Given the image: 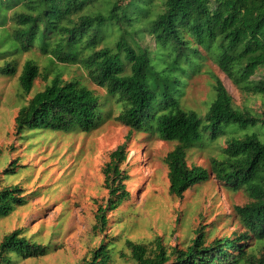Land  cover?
I'll list each match as a JSON object with an SVG mask.
<instances>
[{
    "label": "trees",
    "instance_id": "obj_1",
    "mask_svg": "<svg viewBox=\"0 0 264 264\" xmlns=\"http://www.w3.org/2000/svg\"><path fill=\"white\" fill-rule=\"evenodd\" d=\"M35 52L38 57H27L21 67L20 94H29L38 77L44 84L21 104L18 134L90 132L110 118L130 133L149 131L175 143L163 161L169 194L179 198L209 178L207 169L187 165L188 152L214 145L215 179L248 197L233 206L239 228L229 235L207 241L214 228L200 226L185 248L169 250L127 240L133 264H264L258 256L264 245V111L239 108L216 76L203 115L180 102L207 57L238 89L264 93V82L251 79L264 68V0H0V74L13 76L18 56ZM69 69L73 75L64 78ZM125 146L111 151L102 169L109 189L97 213L102 227L105 211L126 198ZM15 166L4 169L5 176ZM21 192L18 184L0 185V219L25 204ZM48 247L16 229L0 242V264L45 255ZM112 248L101 241L78 264H112Z\"/></svg>",
    "mask_w": 264,
    "mask_h": 264
},
{
    "label": "rangeland",
    "instance_id": "obj_2",
    "mask_svg": "<svg viewBox=\"0 0 264 264\" xmlns=\"http://www.w3.org/2000/svg\"><path fill=\"white\" fill-rule=\"evenodd\" d=\"M145 42L153 45L149 37ZM27 57L37 58L38 54H21L13 76L0 74V185L18 184L20 195L26 200L0 219V242L10 232L22 229L27 238L47 244L49 251L42 256L18 259L15 264H78L89 258L101 241L113 243L112 264H133L127 240L144 243L149 250L157 244L166 250L175 246L181 249L200 226L205 232L214 228L207 241L239 228L233 206L243 205L248 197L242 190L229 191L215 179L210 169L212 158H218L214 145L188 152L187 165L207 169L209 178L190 187L179 198L169 194L167 166L163 161L175 143L160 140L149 131L130 133L126 125L110 118L90 132L35 129L18 134L14 119L21 104L44 84L38 77L29 94H20L18 77ZM74 71L69 69L64 78ZM214 76L221 80L239 108L264 111V93L238 89L209 57L186 82L181 104L203 115L212 95ZM251 79L264 82V68H259ZM88 87L101 92L92 84ZM123 142L127 152L121 165L126 174L122 181L126 198L115 209L105 211L107 223L102 227L97 213L109 197L102 169L109 153ZM219 143L224 144V138ZM14 164V174L5 176L4 169ZM262 254L264 245L258 256Z\"/></svg>",
    "mask_w": 264,
    "mask_h": 264
}]
</instances>
